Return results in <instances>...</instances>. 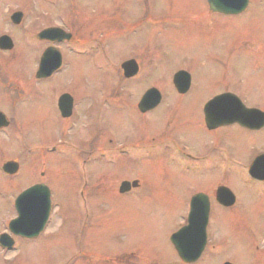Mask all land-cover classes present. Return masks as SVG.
<instances>
[{
    "label": "rangeland",
    "instance_id": "rangeland-1",
    "mask_svg": "<svg viewBox=\"0 0 264 264\" xmlns=\"http://www.w3.org/2000/svg\"><path fill=\"white\" fill-rule=\"evenodd\" d=\"M66 1L76 26L95 23L89 21L90 15H103L115 1L120 16L129 18L150 9L155 10L153 19L157 20L156 24L148 21L139 33L116 35L112 41L107 39V29L96 33L88 28L87 37L104 36L107 47L99 44V53L80 58L73 53L80 52L81 46L73 42L72 52L67 47L64 53L65 67L49 83H39L34 94H26L29 98L21 102L14 127L18 138L15 143L2 141L7 150L19 149L20 172L16 179L0 172V235L7 233L15 239L11 249L0 245V264H184L171 237L186 224L192 194L212 182L213 187L228 186L237 203L228 209L213 205L207 248L192 264H264V180L249 174L254 158L264 154V129L255 136L242 128H227L232 137L223 147L227 152L211 155L233 167L230 176L199 173L200 166L199 172L184 171L172 150L150 143L151 138L173 136L177 128L178 135L182 129L190 142L204 148L203 103L219 91L234 89L246 105L264 109V0H251L241 15L214 18L206 16L207 0H153L150 8L140 0ZM18 10L25 15L15 29L9 17ZM3 15L6 22L0 20V34L10 36L15 48L7 56L13 62L3 57L1 63L9 80L27 88L26 79L37 70L43 48L37 42L35 47L31 45L36 38L23 26L42 28L64 15L44 8L39 0H0ZM69 28L77 31L73 35H82L78 27L73 29L69 23ZM227 41L226 46L223 42ZM235 43H241L242 49L224 57L222 50L229 51ZM87 46L93 45L88 42ZM129 54L141 62L149 58L166 62L159 79L169 98L176 99L171 95L170 72L184 67L191 70V91L176 99L179 104L184 100V108L174 111L161 106L141 115L135 105L143 90L156 81L120 83L119 64ZM15 73L22 78L18 80ZM66 90L74 91L80 100L77 121L68 125L61 121L55 104L56 92ZM97 139L118 146L128 144L126 153L88 160L84 151ZM139 141L145 143L144 150L134 149ZM232 153L244 160L232 162ZM209 159L206 168L211 165ZM124 180H138L140 186L121 193ZM36 183L46 184L51 191L49 222L38 238H17L9 230L10 221L17 216L15 200Z\"/></svg>",
    "mask_w": 264,
    "mask_h": 264
},
{
    "label": "flooded vegetation",
    "instance_id": "flooded-vegetation-1",
    "mask_svg": "<svg viewBox=\"0 0 264 264\" xmlns=\"http://www.w3.org/2000/svg\"><path fill=\"white\" fill-rule=\"evenodd\" d=\"M39 1H41L44 8L45 7L50 8L51 12H53V13H55V10H59L60 13H62V15H64V16L61 17V20L59 22H54L52 25H46L42 28L37 27L36 24H33L31 26V28H29V26H27V25L23 26V28H24L23 30L25 32L31 31V34L33 33V38H34V36L36 38V41L33 39L31 40L32 41L31 45L35 47V43L37 42V43H40L41 47L43 48L42 52H41L42 54L40 55L41 58H39V61L37 62V64H38V67L36 66L37 70L35 68V73H31V76L27 79L24 78L28 82L27 88H21L20 84H17V82H13L12 80H9L11 76H8L6 74V72L3 68L4 65L1 63V59L3 57H7L9 54H11V52L14 50L15 47L12 48L11 50L2 49L0 47V146L3 145L2 141H5V140L8 142H14L15 143V137L18 138L19 133L16 129H14V127L19 122L18 110H19V107L21 105V102L24 99L29 98V97L26 98V94L29 91H33V94H34L33 89L38 90L37 86L39 85V83H45V82L49 83L52 80V78L56 74H58L63 69V67H65L67 62L64 59V53H65V51H68L67 47L70 50V46H73V42H77L81 46V50L78 53L76 51H74L73 54H74V56L77 55L80 58L85 56V55H89L90 53H93V54L99 53L98 52L99 51V44H103V46L105 48L107 47L106 46L107 44H104L106 41L104 36L100 37V35H93V36L87 37L88 35L85 32H87L88 28L91 29L92 32H96V33L102 32L103 29H105V30L107 29V31L109 33V37H107V39L112 41L113 37L116 35L119 38V37H123L125 35L129 37L131 34L139 33L142 31L141 29H143V26H146V24H148V21H151V22L155 21V23H151V24H156V20H157V18L153 19L154 15L152 12L155 10H150V9L141 10L142 13L136 12L133 15H131V17H129V18H126L124 16V14L120 16L118 14V8H116L117 2L115 1V2H113V5H114L113 8L109 9V11H106L103 15H94V14L90 15L92 17H91V19H89V21L94 20L95 23L89 24L88 26H85V25L76 26L72 23L71 16H70V14H68V10H69L70 5L66 0H39ZM140 1L142 4H144L145 6H147L149 8L151 7V4L154 3L153 0H140ZM250 2H251V0H249V3ZM208 7H209V4H208ZM247 8L243 12L238 13V14H227V13H222V12H216V11H212L209 8L208 12L206 13V16H207V18L220 17V15L238 16V15L243 14L247 10ZM138 11H140V10H138ZM24 15H25V11L18 10L16 12H13L11 14V16L9 17L11 22L13 23V25H15V29H17V26L21 25V22H22V19L24 18ZM110 19L111 20H117L119 22L118 23L110 22L111 21ZM0 20H2V22L3 21L6 22V17L4 15H3V17L0 16ZM130 21L134 22V23H130ZM69 23L73 29L75 27H78L79 31L80 30L82 31V32H80L82 35H77V36L73 35V33L77 32V31L71 30V28H69ZM238 25L241 26V23H239ZM233 26L235 27L236 24H233ZM51 29H56L55 31L57 32V35L55 37L52 36L51 39L39 38L40 33L44 32V31H50ZM67 34H71V37L69 39H67L65 37ZM3 35L4 34H0V38ZM137 35L140 36L139 34H137ZM111 41H109V42H111ZM88 42H90V44H92L93 46L88 47L87 46ZM224 43L226 44V46L228 44H230L228 41L223 42V44ZM48 49H51V52L53 53V55H52L53 65H55L57 62L56 54L59 55L60 66L56 70H54L51 73V75L46 76V77H39L38 72L40 69L41 59H42L43 55L45 54L46 50H48ZM241 49H242L241 43H235L231 47L229 46V48H228L229 51H227V49L224 48L222 50V52H223V54H225L224 57H227L228 53L232 56V53L234 54V53H236V51H240ZM70 52H72V51L70 50ZM128 56H129V58H127L126 60H123L119 64V72L117 73V76H118L120 83L127 82V83H131V84H135V83H139L142 81H151V80L156 81V84H154V85L143 90V92L140 95L139 100L137 101V103L135 105L136 110L141 115L144 116L148 113L156 112V110H158V108H160L161 106H166V107H168L174 111L175 110L177 111V109H179V108H184V100L181 101L180 104L177 102V100L184 98L191 91V88H192V85L194 82L193 81L194 76H193V73L191 72V70H188L187 67L186 68L184 67V68H179L175 71L170 72V76L172 79V86H173L171 95L173 97H176V99H177L176 100L173 98H169V96L167 94H165V90H163L162 83L159 79L163 75V72H164V70L161 71V68H163L162 63L166 64V62L164 60L160 59V61H153L152 58H149L145 62L143 60L141 62V60L137 59L136 56H134V54H129ZM209 59H210V57H209ZM6 61H9V63H11V62H13V59L10 58V56H9V57H7ZM5 64H7V62H5ZM35 65H36V63H35ZM182 71L188 73L189 77H190L188 79L187 74H181L179 77L180 80H179L178 84L182 85L183 86L182 88H184L186 85H188V89H186L185 91H180L177 88L176 82H175L176 74L179 72H182ZM14 75L17 76L18 80H20V78H22L16 73ZM227 80L228 79L223 80V83L226 82ZM119 86L120 85L117 86V89H119ZM48 91H49L48 93L54 92V90H51V91L48 90ZM73 92L74 91H69V90L62 91L60 93L56 92L57 96L55 98L56 99L55 104L57 107L58 114H59L60 118L62 119L61 121L64 124H67V123L70 124V123L77 121V115H78L77 108H78V104H79L80 100H79V97L75 96V94ZM138 92H139V90H138ZM134 93H135V89H134ZM225 94L235 95L236 97H238L242 101V103L247 108H255V109H259L260 111L264 112V109L259 108L256 105H249V106L246 105L244 103V101L242 100L241 95L234 89H233V91L230 89L219 91V92L211 95L208 98V100L205 103H203V110H202L203 121L201 123L202 128L201 127L200 128L202 129L203 133L207 135V137L204 138L205 142L207 143V145L204 148H202V146L200 144L196 145V144L190 142L189 139L187 138V134H185L182 129L180 130L181 135H178L179 130L177 128L175 129L176 133L173 134V136H166L163 138H159L157 141H156V139L151 138L152 140H150V143L153 142L152 145L156 146L157 148L162 147L163 149L167 148V149L172 150L173 153L175 155H177L179 160L182 162L184 171L194 170V169L199 168V166H200L203 168L200 169V172L197 169L196 172L208 173L210 175L216 174L219 176H227V175L230 176L229 175L230 170L233 167H229L227 164L228 162L226 163L225 159L222 160V159H220L219 156L216 157L214 155V157H213L211 155V154H214L215 151H220V150H222L223 152H227V150H224L223 147H227L226 140L229 138H232L231 132L230 131L228 132L227 128H230V127L231 128H233V127L234 128L235 127L236 128H242V129L249 131L252 134H255V136H257V134L260 133L264 129V126H262L261 128H258V129H254V128L244 126V125L240 124L239 122L221 124V123H218L219 121L214 120L213 121L214 125L210 127L207 124L206 118H205L204 110L206 108V105L210 101H212L215 97L220 96V95H225ZM121 95H123V94H121ZM142 101H143L145 106H153V107L147 109L146 111H142L140 108V103ZM6 103H7V106H6ZM226 107H229L227 102L214 103L213 106L211 107L210 111L211 112L223 111V110H225ZM212 115L215 116L214 113ZM209 138H216L218 140L214 141V140H210ZM118 145H119V143H114V142L103 143L102 139L100 141H98V139H97L95 145L90 144L87 146V148L84 151L83 156L86 157L88 160H95V159L102 158V157L112 156V155H115L118 153H120V154L126 153V151H124V150H125V147H127L126 145H128V144H122V142H121L120 143L121 146H118ZM3 147H4V153L2 155V158L0 159V172L5 177L11 178V179H16L19 175V172H20V163H19L20 151H19V149H17L16 152H13L10 149L7 150L5 145H3ZM145 148H146L145 143H140V141L138 143H136L134 146V149H137V150H144ZM196 148H198L199 150H196ZM51 149L56 150V147H53ZM118 150H121V151H118ZM261 155H264V154H261ZM261 155H257L254 159H256L257 157H259ZM232 156H234L231 158L232 162H242L244 160L243 156L239 157L238 155H235L233 153H232ZM207 157L210 158L208 160L209 164H211L209 168H206V165H205V161H206ZM253 162H254V160L252 161L251 165L253 164ZM8 163H10V166L7 165ZM15 163H18V169L15 166ZM251 165L249 166V168H250L249 174L251 172ZM259 174L261 176L264 175V167L261 169ZM124 181H128V180H124ZM134 181L138 182V186L132 187L127 192H130L133 188H137L140 186V182L138 180H133V181H129V182L133 183ZM36 184H38V183H36ZM33 185H35V184H33ZM220 187L229 188L228 186L221 185V184H219V185L217 184L215 187H213V182H212V185H207V187H203V188L199 189L198 191H196L192 194V197L189 201V207H188L189 209H188V214H187V218H186V224L181 226L177 231H180L183 227L188 225L189 214L191 212L192 200H193V197L198 195V194H202L203 197H206L208 200L209 211H210L208 224H209V220H210L212 207L214 204H217L224 209L232 208L236 205L237 196H236L235 203L231 206H224L218 201L217 192H218V189ZM234 194H235V192H234ZM201 205H203V204H201ZM14 207H15V212L17 215L15 218H17L18 212L16 209V200H15ZM50 216H51V214H50ZM15 218H12V220ZM208 224H207V228H206L207 239L209 236L208 235ZM3 234H7V233H3ZM13 235L17 236V238L32 240V239L22 237L19 235H15V234H13ZM7 236H9L13 240V244L10 247H8V246L2 245L0 242V245L3 248L11 249L15 244V239L9 234H7ZM33 239H35V238H33ZM179 258H180V256H179ZM180 260H181V258H180Z\"/></svg>",
    "mask_w": 264,
    "mask_h": 264
},
{
    "label": "water",
    "instance_id": "water-1",
    "mask_svg": "<svg viewBox=\"0 0 264 264\" xmlns=\"http://www.w3.org/2000/svg\"><path fill=\"white\" fill-rule=\"evenodd\" d=\"M209 8L212 11L222 12L227 14H238L243 12L249 4V0H208ZM56 29L50 31H44L39 34L41 39H51L52 36H56ZM67 39L71 37V34L65 36ZM14 46L13 40L8 35H3L0 38V47L2 49H11ZM53 53L51 49L46 50L41 59L40 69L38 72L39 77H46L60 66V57L56 54L57 62L53 65L52 59ZM181 74H189L182 71L176 74L175 82L180 91L188 89V85L184 88L178 84ZM227 102L229 107H226L223 111L211 112V107L214 103ZM153 106H145L143 101L140 103L142 111H146ZM207 124L213 126V121H219L218 123H234L240 124L258 129L264 126V112L255 108H247L242 101L233 94H225L215 97L210 101L204 110ZM215 114L213 116L212 114ZM214 118V119H213ZM217 125V124H216ZM264 155L257 157L251 166V174L254 178L264 179V175L261 176L259 172L264 167ZM10 166V163L7 164ZM18 169V163H15ZM16 169V168H15ZM14 169V170H15ZM16 169V170H17ZM13 170V171H14ZM138 186V182L133 183L129 181L122 182L120 186V192L125 193L132 187ZM218 201L224 206H231L235 203V195L227 187H220L217 192ZM200 201V202H199ZM203 205H201V204ZM16 209L18 217L11 220L9 224L10 231L15 234L26 238L38 237L40 233L45 229L51 209V191L44 183L35 184L26 190H24L16 198ZM209 203L206 197L202 194H198L193 197L191 204V212L189 214L188 225L183 227L180 231L175 232L171 241L184 263L196 262L202 255L207 244V224L209 219ZM1 243L4 246H11L13 240L3 234L0 238ZM224 264H233L231 262H225Z\"/></svg>",
    "mask_w": 264,
    "mask_h": 264
}]
</instances>
